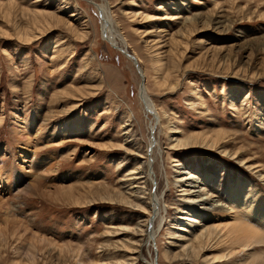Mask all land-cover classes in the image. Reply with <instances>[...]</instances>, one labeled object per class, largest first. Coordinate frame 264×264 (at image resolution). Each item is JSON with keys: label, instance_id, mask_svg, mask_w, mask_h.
Wrapping results in <instances>:
<instances>
[{"label": "rangeland", "instance_id": "1", "mask_svg": "<svg viewBox=\"0 0 264 264\" xmlns=\"http://www.w3.org/2000/svg\"><path fill=\"white\" fill-rule=\"evenodd\" d=\"M107 3L115 43L103 0H0V264H264V243L197 241L178 181L192 172L242 220L234 185L256 184L264 200V0ZM115 45L137 56L157 120ZM73 124L77 135L46 145ZM126 190L139 205L120 200Z\"/></svg>", "mask_w": 264, "mask_h": 264}, {"label": "bare ground", "instance_id": "2", "mask_svg": "<svg viewBox=\"0 0 264 264\" xmlns=\"http://www.w3.org/2000/svg\"><path fill=\"white\" fill-rule=\"evenodd\" d=\"M103 1H104V4L99 5L98 8H100V11L103 13L102 29H103V32H104L105 37H106L105 40H107V41L111 40L112 42L115 43L116 42V36L118 33H117V31L114 30V25L112 22L113 19H112V17H110L111 15H110L109 10L107 8L108 7L107 0H103ZM33 15H34L35 21L39 22L42 15H47V14H45L43 12L34 11ZM57 21L60 22L62 20H57ZM40 22H42V21H40ZM41 27H43V25ZM158 64H159V59L154 60L153 68H156L158 66ZM141 100L143 101L144 105L145 104L149 105L151 103L149 96L146 92H144L142 94ZM148 102H150V103H148ZM152 105L154 106V104H152ZM152 105H149V107L147 106L148 107L147 111L148 110L152 111L151 113H153V111H155ZM151 109H153V110H151ZM148 113H150V112H148ZM153 124L151 125V128H154ZM34 125L36 127H38V129H36V132H35L36 136L41 137L42 132H43V128L41 126H38L37 123ZM40 127H41V129H39ZM15 130L20 137L24 138L27 141L25 143L31 142V140H29L31 133H28L29 132L28 126L26 124L17 127ZM54 130H55V128H53V131ZM53 131L51 133H49V135H47L48 138L45 140L46 145H49L50 143H52V141H56V139L59 140L61 138V140H63L65 138V134L67 132H71L75 135H77L79 133L78 127L75 124L68 125L66 127L61 126V131L58 134L53 133ZM126 133H128V132H126ZM180 142H183V144H188L185 141H179L178 144H180V145H181ZM205 142H207L206 144L211 145L212 147H215V148L218 145V143L215 140L214 141H212V140L207 141L206 140ZM191 143H193V142H191ZM47 159H48V157L45 158L44 160H42L40 162V164L45 163V161H47ZM249 161H252V159L247 160L246 162H249ZM176 165H178V164H176ZM257 166H260V164H257L255 167H257ZM249 167H250V165H249ZM255 167H252V168H255ZM140 168H141V165L138 166V170ZM183 172L185 173V176L183 178H181L180 180H178L179 182L184 183L183 188H182V191H183L182 195H187L186 201L190 202V203H194L195 205L190 206V204L188 203V206L190 207V211L184 210L182 208L180 209V211L181 212L193 211V213L190 215L188 220H189V222L192 221L193 225L195 224L196 228L199 227V229H201V232L197 235V237L195 236L197 241L202 240V242L205 244L209 240H220L223 238L224 240L229 241L231 244L232 243L234 245L238 244L239 247H243V251H245V250L247 251L249 249L254 248L256 244L264 243V233L262 231H260L261 229L259 227V224L264 222V220H263V218H264V200L262 199L261 193L258 190V187L256 184H251L253 186V188H249V187H251L250 184L247 181H246L247 183H245V181H243L244 183H238V186H236V185H234V187L232 186L233 188L231 189L230 194H229L230 198L233 200V202L236 204V206H238L240 208H244V212L249 216V217L246 216L248 218V221H247V220H242L240 217H237V215L234 213V211H231L234 208L232 205H231L232 207L229 208V204L227 205L226 202L224 203V202H220L217 199H214V197L216 195H214V193H213V191H211V189H208V187L207 188L204 187V185H201V187H199L200 185L196 184V183H198L197 182L198 180H196V178L198 176L194 175L192 172H185V171H183ZM149 177H150V175H149ZM141 178H144V177L141 176ZM150 179H151V177H150ZM196 187H199L200 189H196ZM138 189H140V188H138ZM119 196H120L121 201H126V202L134 203L137 201V203H138V201L141 200V197H139V195L136 196L133 193L128 194L127 190L121 192L119 194ZM131 198H133V199L130 200ZM110 199L115 200L116 198L113 197ZM154 199H156V198H154ZM158 200H159V198H158ZM150 204H151V211H152L151 213L156 212L155 214H157V216H158L159 210H156V208H155L156 203L152 199V197H151ZM138 205H139V203H138ZM148 206H149V204H148ZM210 209H213V211L220 209V210H222V213H220L216 216V214L214 215V214L209 213ZM228 210H229V212H228ZM218 216H222L223 218L230 216L229 217L230 221H228V220L225 221V224L223 223L224 227H221L219 225L214 226V227H208V226L206 227L205 226L211 218L212 219L214 217L218 218ZM151 221H152V218L150 219L149 224ZM262 224H264V223H262ZM147 232H148L147 234L149 235L150 234V226L147 229ZM154 233H156L155 227L152 230V234H154ZM148 237H150V236H148ZM45 240L46 239H44V238L42 239V241H45ZM67 248L69 249V251H71L72 249L75 250V248H72L71 246H67ZM193 248L195 249L196 247L193 246ZM138 251L139 250H136L134 253H137ZM233 251H236V250L232 249L230 251V253L233 254L234 253ZM75 253L78 254V251L75 250ZM231 254H229V255H231ZM166 257L171 260V259H175L177 256L166 255ZM256 257L258 258V260L263 258V257L260 258V256H256ZM256 257H254L253 259L255 260ZM137 259H138V257H136L135 260L137 261ZM254 260H253V262H254ZM254 264H256V262H254Z\"/></svg>", "mask_w": 264, "mask_h": 264}, {"label": "water", "instance_id": "3", "mask_svg": "<svg viewBox=\"0 0 264 264\" xmlns=\"http://www.w3.org/2000/svg\"><path fill=\"white\" fill-rule=\"evenodd\" d=\"M103 18V17H102ZM116 47H118L119 49H121L129 58H131L132 60H133V62L135 63V65H136V67L138 68V70H139V73H140V75H141V78H142V81H141V84H140V93H141V96H142V94L144 93V92H147L146 91V85H145V82H146V77H145V73L143 72V69H142V67H141V65H140V63H139V60H138V58L133 54V53H131L127 48H124V47H120V46H118V45H115ZM150 99V98H149ZM150 101H151V99H150ZM151 103H153L152 101H151ZM145 107H146V104H145ZM153 116H155V118H156V120L158 119L157 117L158 116H156V113H155V111H153ZM155 124H157V123H154L153 124V126H154V128H152V134L154 133V129H155ZM156 210H157V208H156ZM156 213V212H155ZM155 213H154V215H155ZM153 215V216H154ZM152 216V222L150 223L151 225H150V230H151V235H150V237H149V241H150V239L151 240H153L154 241V238H155V236L152 234V230H153V219H154V217Z\"/></svg>", "mask_w": 264, "mask_h": 264}]
</instances>
